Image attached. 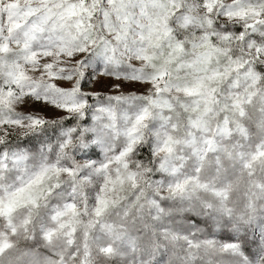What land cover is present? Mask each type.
I'll list each match as a JSON object with an SVG mask.
<instances>
[{"label": "clouds", "instance_id": "obj_1", "mask_svg": "<svg viewBox=\"0 0 264 264\" xmlns=\"http://www.w3.org/2000/svg\"><path fill=\"white\" fill-rule=\"evenodd\" d=\"M0 264H264V0H0Z\"/></svg>", "mask_w": 264, "mask_h": 264}]
</instances>
